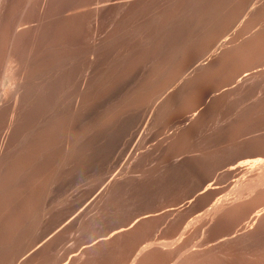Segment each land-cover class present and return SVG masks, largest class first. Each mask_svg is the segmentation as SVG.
Instances as JSON below:
<instances>
[{
    "label": "rangeland",
    "instance_id": "374dc122",
    "mask_svg": "<svg viewBox=\"0 0 264 264\" xmlns=\"http://www.w3.org/2000/svg\"><path fill=\"white\" fill-rule=\"evenodd\" d=\"M253 1L199 2L170 35L154 37L163 44L125 46L115 66L119 71L111 70L107 88L86 112L75 115V159L62 161L58 156L62 149L46 145L44 152L47 147L50 152L45 155L41 150L40 157L52 158L43 156L44 163L37 157L33 160L37 167L28 161L30 187L35 177L41 179L39 172H46L41 174L43 186L37 181L41 187L33 188L40 197L35 191L36 197L31 195L32 188L29 191L31 200L46 199L45 215L38 219L35 205L40 203L34 199L27 227L18 222L13 206L18 227L13 226L9 240L0 242L13 263L47 239L26 264H264V213L253 228L245 224L264 205V186L233 202L253 176L244 166L264 159V77L239 83L222 95L221 103L207 114V123L188 137L175 139L177 133L190 131L188 119L212 91L235 83L249 68L264 62V32L256 31L264 25V0L250 11ZM221 42L223 50L190 75L183 97L168 108L162 103L159 107L169 87ZM52 172L58 175L52 178ZM218 199L224 201L220 204L224 211L215 216L211 206ZM28 204L29 208V200ZM34 219L42 223L37 225Z\"/></svg>",
    "mask_w": 264,
    "mask_h": 264
},
{
    "label": "bare ground",
    "instance_id": "6f19581e",
    "mask_svg": "<svg viewBox=\"0 0 264 264\" xmlns=\"http://www.w3.org/2000/svg\"><path fill=\"white\" fill-rule=\"evenodd\" d=\"M204 1L206 0H0L1 243H3L5 240H9V237L11 238L10 234L12 228L15 229V226L18 227L15 223L17 221L14 220L15 216H18L17 219L19 218V223L25 224L27 223V220L29 223V219L27 217L32 213H30L29 215L27 214L30 211L29 209H31V203H33L35 199H29V193L32 192L31 195H34L36 197L37 193L35 190H33V188L35 185H37V187H41L40 185H38L39 182H42L43 186L42 176L46 175V172L44 171L45 173H43L45 175H43V173L41 172V176L39 172L40 169L36 168L38 164H36V166L34 164L36 162L33 160H35L37 157H39L40 159L43 158V160L45 158L50 159L51 157L47 155L49 156L47 158L43 155L45 158L43 156L41 158L40 155L42 153L40 151L42 150V152H44V147H46V145H50V148L54 145L62 149V153L60 152L61 154H56V156H60L59 158L62 161L68 162L75 159V115L83 113L87 106L93 105V101L97 100L100 93L107 88V83H109L111 79V70L117 73L119 71L118 68L123 63L122 61V63H120V66L117 68L118 71H115L116 64L122 58V56H124L122 55V53H124L123 50L125 49L126 51L125 46L132 42L137 43L139 46L142 45L145 48H151L154 45L159 46L163 44V40L161 42V40L155 39L154 37H166L168 34L170 35L171 31L175 28V24H181L183 22L182 20H184V17L187 16V14H190L189 12L193 11L192 8L196 9L198 7V4H200L199 2L203 3ZM259 2L260 1L258 0L256 2L253 1L250 11L254 10L256 4ZM262 14L263 13H261L260 15ZM239 19L240 18H238V21ZM211 22L213 21L211 20ZM256 28L258 27H255V29ZM256 31L259 33H263L264 25H261V28L256 29ZM226 40L227 38H225L223 42H226ZM223 42L219 43L220 45L218 44L216 49L211 50L207 54L208 56L206 55V59L197 61L195 64L194 62H192L191 64L194 65L191 67L190 71L188 70L185 75L180 76L178 78V81H176L174 85H170L171 88L169 87V89L162 95V97H160L157 105L159 106L162 103V106L165 109L170 107L171 103L175 102L174 100L179 99V97L182 98L183 96L181 95L185 91L186 85L190 81V75L192 76L194 73L202 69L203 64H205L206 62L208 63V61L213 60L212 58L215 57L221 49L223 50ZM235 44L236 43H234V45ZM204 51H206V48ZM131 60H133V58ZM253 63L250 64V66L257 63V61L254 64ZM249 69L244 72L235 83L225 85L227 87H224L221 84L223 88L218 87L216 91H212L211 94H209V99L204 103V106H201L199 110H197L198 108H196V111L194 110L191 117L188 119L189 126L191 125L189 127L190 131L177 133L175 135V139L185 137L186 135V137H188V135L191 134V130L196 129L197 127L199 128L201 124L207 123V114L211 110L215 109L218 100L225 93L231 92L232 88L237 86L239 83H247L250 80L252 81L256 78L264 77V62H261V64H256V66H253L250 70ZM113 71L112 75L114 74ZM259 90H261V87ZM144 100L146 99L144 98ZM90 102H92V104ZM111 104L110 107L112 108ZM148 106L149 105H147V107ZM146 110L145 113L147 112ZM153 110H156V108ZM219 111L220 110H218V112ZM50 148H45V155L48 153L47 151H49ZM60 159L56 158V160L58 161ZM30 160L33 161V164ZM53 160L55 161V158ZM28 161H30V163ZM41 161L42 160H40L39 162ZM28 163L30 165L36 166L34 169H38L39 175L42 179V181L41 179L37 180L39 176L38 172H36V175L38 177H35L36 181H34L39 182L36 184L34 182L33 187H30L31 184L33 185V182L30 183V178L33 175L31 176V174H29V177H31H28V169L30 170L31 167L29 165L30 167L28 168ZM244 167H248V171L250 170V173H252L253 176L248 184L241 187V189L239 188V193H237L238 196L236 195L237 198L233 201L234 203H237L239 201L241 202V199L244 197L243 195L246 192H248L247 195H250L259 188L261 190V187L264 186L263 158H259L256 163L248 166L246 165ZM41 169L43 171V168ZM58 170H56L57 173L59 172ZM48 171L51 172L52 169ZM54 172H52V174ZM33 173L35 174V172ZM57 173L53 174L52 178L54 177V175H58ZM47 174L49 175L50 173L47 172ZM49 176L51 177V175ZM112 180L114 179H111V181ZM212 188H214V186ZM30 189L33 191H31ZM42 189H40V192L43 193L44 189ZM16 192L18 196L16 195ZM33 192L36 194H33ZM15 196H17L16 198L19 199H15L19 201V204L17 203V201H15L17 204L13 205ZM38 197L40 196L38 195L36 198ZM42 198H40V200ZM43 199H45V197ZM28 200L30 203L29 208ZM35 200H37V202L35 201L36 203H40L38 202V199ZM45 201L46 199L42 200L39 205L34 204L39 208L38 210H35L36 213H38L37 211L40 210L39 218L37 216L39 213L35 215V218L37 217L41 221V218H44L43 215H45V211H43L45 208ZM221 202L222 199L221 201H219L218 199L211 206L214 209L215 216L218 213H222V211H224L223 206H220ZM13 206L15 207V209L16 207H18L19 210H15ZM12 210L17 212L18 215L14 216V212L12 213ZM263 213L264 205L256 209L248 218V221L246 220L247 222L245 224H247L249 228H253V226L257 225V223L260 222ZM215 216H213L212 219H214ZM38 219H34V222L36 223ZM28 223L27 227L30 225H28ZM38 223L40 224L42 222L38 221L37 225H39ZM21 224L19 225V228L21 227ZM24 226L25 225H23V227ZM243 229L244 228H242L241 231ZM26 232H28V230ZM46 241L47 239L42 241L41 243H38L37 245H33V248H31L30 250L28 249L29 251L22 254L21 257L19 256L20 258L18 259V261L16 262V259L14 260V263L9 252L6 251L7 253H5L0 249V252L2 251L4 253H1L3 255H0V264H26L27 257L32 256V253L34 254V252L39 251V249H41ZM40 261L41 260H39V262L37 263H40Z\"/></svg>",
    "mask_w": 264,
    "mask_h": 264
}]
</instances>
